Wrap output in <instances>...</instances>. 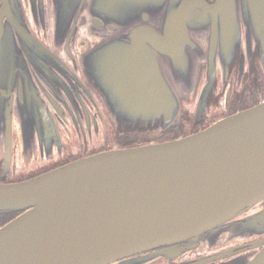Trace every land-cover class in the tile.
<instances>
[{
	"label": "water",
	"instance_id": "95a60500",
	"mask_svg": "<svg viewBox=\"0 0 264 264\" xmlns=\"http://www.w3.org/2000/svg\"><path fill=\"white\" fill-rule=\"evenodd\" d=\"M87 2L55 0L56 35L76 32ZM87 7L103 40L85 56V72L122 118H179L181 87L195 84L199 61L207 60V95L217 74L213 44L229 60L236 42L223 44L239 38L242 21L264 46V0H90ZM204 36L208 53L196 41ZM37 51L57 57L33 34L21 0H2L0 67L25 65L24 54ZM134 57L150 63L117 62ZM21 110L31 114L25 103ZM0 129H12L3 110ZM259 203L264 207V102L175 141L0 182V211L19 213L0 228V264H115L164 245L190 241L194 248L203 234ZM257 217L264 219V208ZM251 264H264V253Z\"/></svg>",
	"mask_w": 264,
	"mask_h": 264
},
{
	"label": "flooded vegetation",
	"instance_id": "af4514ba",
	"mask_svg": "<svg viewBox=\"0 0 264 264\" xmlns=\"http://www.w3.org/2000/svg\"><path fill=\"white\" fill-rule=\"evenodd\" d=\"M89 2L76 32L56 35L55 0H21L33 34L58 58L37 51L24 54L25 65L0 67V110L12 119L11 130L0 129L1 183L31 179L110 150L175 141L264 102L263 41L242 21L239 38L223 44L230 49L236 42L229 60L220 55L221 43L213 44L219 53L217 74L207 95V60L199 61L195 84L181 87L179 118L169 124L163 114L152 119L122 118L110 110L98 86L89 82L83 65L90 49L103 40L90 27ZM196 41L207 53L212 50L208 36ZM117 62L150 63L136 57ZM24 103L30 115L21 110ZM29 119L34 122L25 128ZM263 208L259 203L244 210L221 228L203 234L194 248L187 247L190 241L164 245L115 264H251L264 253V219L257 217ZM8 213L0 211V228L15 218Z\"/></svg>",
	"mask_w": 264,
	"mask_h": 264
},
{
	"label": "trees",
	"instance_id": "16d2710c",
	"mask_svg": "<svg viewBox=\"0 0 264 264\" xmlns=\"http://www.w3.org/2000/svg\"><path fill=\"white\" fill-rule=\"evenodd\" d=\"M19 213L18 212H9L8 214H7V216L9 217V218H11V217H16L17 215H18Z\"/></svg>",
	"mask_w": 264,
	"mask_h": 264
}]
</instances>
